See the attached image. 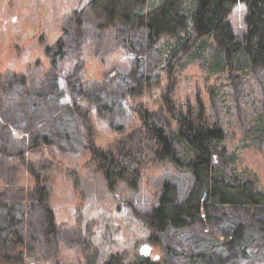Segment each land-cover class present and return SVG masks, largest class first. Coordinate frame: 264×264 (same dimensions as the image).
Here are the masks:
<instances>
[{"label": "rangeland", "instance_id": "374dc122", "mask_svg": "<svg viewBox=\"0 0 264 264\" xmlns=\"http://www.w3.org/2000/svg\"><path fill=\"white\" fill-rule=\"evenodd\" d=\"M90 1L0 0V144L22 152L16 161L0 156V199L12 210L25 257L32 264H85L86 255H94L96 264H104L108 255L123 253L164 264H246L239 233L254 231L250 223L264 228V209L218 207L181 230L157 233L148 219L163 182L186 188L187 176L161 163L142 172L138 187L112 189L92 158L95 150L115 152L123 135L139 128L141 110H157L169 99L184 114L202 106L210 123L223 129L235 172L264 191V142H254L249 131L262 125L264 69L244 65V74L212 73L221 70L211 56L213 36L190 35L193 56L210 58L205 67L203 60H191L185 51L172 56L164 46L167 40L178 44L180 36L185 43L189 34L163 36L153 46L145 28H100ZM157 4L148 0L140 11ZM245 14L242 2L230 14L237 35L246 30ZM60 38L66 53L52 65L46 49ZM48 160L52 168L43 177L55 237L35 194L21 190L36 186L33 170ZM0 226L9 240L5 217Z\"/></svg>", "mask_w": 264, "mask_h": 264}, {"label": "trees", "instance_id": "16d2710c", "mask_svg": "<svg viewBox=\"0 0 264 264\" xmlns=\"http://www.w3.org/2000/svg\"><path fill=\"white\" fill-rule=\"evenodd\" d=\"M147 1L91 0L88 8L100 28L118 25L129 30L145 28L153 46L163 36L175 37L182 31L189 34L185 43H182V36H178V44L167 40L164 46L172 52V56L185 51L191 60H203L205 67H208L210 58L206 53L193 56L196 40L191 41L190 35L193 31L197 37L213 36L216 45L211 56L220 61L221 64L217 65L221 70L213 68L212 73L220 74L229 69L244 74V65L249 66L250 70L264 69V0H158L153 9L142 13L140 10ZM239 2L244 3L246 8V30L241 35L234 33L230 22V14ZM46 53L52 58V65L57 57H64L66 50L62 38L54 46L47 47ZM133 81L141 84L138 79ZM262 110L261 127L257 125L249 130L257 144L264 142V101ZM139 116V128L123 135L115 152L95 150L92 160L96 163L95 171L112 189L120 184L138 187L142 172L149 166L161 163L180 169L187 176L185 182L189 185L186 188L177 181L163 182L148 219L153 231L181 230L204 211L218 207L264 209V191L259 189L254 179L235 172L232 156L222 145L224 131L210 123L202 106L198 112L184 114L177 111L171 100L166 99L159 109L141 110ZM42 140L48 141L46 137ZM20 154L22 152H10L3 143L0 144V156L4 159L8 157L16 161V156ZM50 168L52 162L49 160L36 166L33 170L37 175L36 186H23L21 190H31L35 194L41 213L45 215L47 229L55 237V215L49 203L47 178L43 177ZM22 213L27 215L25 211ZM4 217L11 232L8 240L3 234L6 227L0 226V264H32L25 257L26 244L15 226L12 210L0 199V218ZM250 225V228H255L254 231L239 233L242 236L239 248L241 260L246 264H264V255L258 256L264 247V228ZM241 227L244 228L240 226L237 229ZM85 264H96L94 255H86ZM104 264L164 263L148 255L129 259L123 253H113L105 258Z\"/></svg>", "mask_w": 264, "mask_h": 264}]
</instances>
